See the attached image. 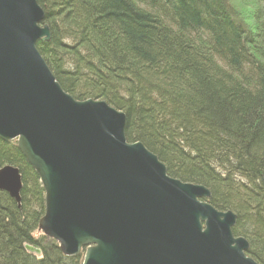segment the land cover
<instances>
[{"label": "trees", "instance_id": "obj_1", "mask_svg": "<svg viewBox=\"0 0 264 264\" xmlns=\"http://www.w3.org/2000/svg\"><path fill=\"white\" fill-rule=\"evenodd\" d=\"M37 1L51 33L37 47L64 90L125 112L128 141L208 188L264 264V0H250L254 28L232 0ZM8 165L23 185L20 203L0 189V264H82L39 230L40 178L17 142L0 138Z\"/></svg>", "mask_w": 264, "mask_h": 264}, {"label": "water", "instance_id": "obj_2", "mask_svg": "<svg viewBox=\"0 0 264 264\" xmlns=\"http://www.w3.org/2000/svg\"><path fill=\"white\" fill-rule=\"evenodd\" d=\"M44 18L37 0H0V138L40 178L39 230L82 264H260L233 234L234 212L128 141L124 112L63 90L37 47L51 37ZM22 185L18 168H0V189L18 203Z\"/></svg>", "mask_w": 264, "mask_h": 264}, {"label": "rangeland", "instance_id": "obj_3", "mask_svg": "<svg viewBox=\"0 0 264 264\" xmlns=\"http://www.w3.org/2000/svg\"><path fill=\"white\" fill-rule=\"evenodd\" d=\"M232 2L254 28L252 16L250 15L254 11V4L250 0H232Z\"/></svg>", "mask_w": 264, "mask_h": 264}, {"label": "bare ground", "instance_id": "obj_4", "mask_svg": "<svg viewBox=\"0 0 264 264\" xmlns=\"http://www.w3.org/2000/svg\"><path fill=\"white\" fill-rule=\"evenodd\" d=\"M40 5V4H39ZM41 6V5H40ZM39 41H41V40H39ZM38 41V42H39ZM37 42V43H38ZM42 55V54H41ZM43 57V56H42ZM44 58V57H43ZM56 77V76H55ZM56 80H57V78H56ZM58 81V80H57ZM58 83H59V81H58ZM60 84V83H59ZM60 86H61V84H60ZM62 87V86H61ZM63 88V87H62ZM63 90H64V88H63ZM65 92H67L66 90H64ZM68 94H70L69 92H67ZM71 95V94H70ZM72 96V95H71ZM73 97V96H72ZM75 100H77V101H84V100H79V99H76L75 97H73ZM85 100H87V99H85ZM105 101V100H104ZM106 102V101H105ZM108 103V102H107ZM109 104V103H108ZM110 105V104H109ZM110 106H112V105H110ZM112 107H114V106H112ZM115 108V107H114ZM117 109V108H116ZM118 111H121V112H123L122 110H119V109H117ZM125 113V112H124ZM125 135H126V132H125ZM10 142V141H9ZM135 142H140V143H142L141 141H133V142H131V143H135ZM143 144V143H142ZM144 145V144H143ZM145 146V145H144ZM146 147V146H145ZM147 148V147H146ZM148 149V148H147ZM149 150V149H148ZM149 151H151V150H149ZM152 152V151H151ZM153 153V152H152ZM155 154V153H154ZM156 155V154H155ZM157 156V155H156ZM158 157V156H157ZM159 158V157H158ZM160 160V159H159ZM161 161V160H160ZM162 162V161H161ZM163 163V162H162ZM164 164V163H163ZM165 165V164H164ZM166 166V165H165ZM167 174H168V171H167ZM169 175V174H168ZM208 189V188H207ZM209 190V189H208ZM210 191V190H209ZM209 199H210V197L209 198H207V199H205V200H207L208 202H209ZM210 203V202H209ZM211 204V203H210ZM212 205V204H211ZM213 206V205H212ZM214 207V206H213ZM217 209V208H216ZM217 210H219V209H217ZM219 211H222V212H227V211H231V210H219ZM233 212V211H232ZM248 241V240H247ZM32 246V245H31Z\"/></svg>", "mask_w": 264, "mask_h": 264}]
</instances>
